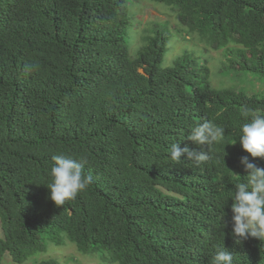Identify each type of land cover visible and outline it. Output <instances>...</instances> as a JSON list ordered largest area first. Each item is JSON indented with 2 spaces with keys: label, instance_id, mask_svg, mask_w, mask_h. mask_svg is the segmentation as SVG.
I'll return each instance as SVG.
<instances>
[{
  "label": "trees",
  "instance_id": "obj_1",
  "mask_svg": "<svg viewBox=\"0 0 264 264\" xmlns=\"http://www.w3.org/2000/svg\"><path fill=\"white\" fill-rule=\"evenodd\" d=\"M127 1L0 0V264L66 239L104 264H211L224 247L233 264H264V241L230 235L241 157L264 168L238 142L264 89L213 87L187 55L161 68L159 30L129 57ZM154 1L223 49L227 69L264 80V0ZM204 120L225 128L213 159L171 160L174 143L206 150L187 139ZM60 153L86 158L93 182L57 207L47 186Z\"/></svg>",
  "mask_w": 264,
  "mask_h": 264
},
{
  "label": "clouds",
  "instance_id": "obj_2",
  "mask_svg": "<svg viewBox=\"0 0 264 264\" xmlns=\"http://www.w3.org/2000/svg\"><path fill=\"white\" fill-rule=\"evenodd\" d=\"M245 121L240 125L238 142L242 149L253 158L264 159V114L250 108L242 109ZM225 137V128L210 120L191 127L187 139L206 150L196 151L187 146L180 148L174 143L170 149V158L179 162L186 154L188 160L197 166L213 159L209 147L220 144ZM50 168L51 182L48 184L49 199L58 207L66 201L75 200L93 182L91 175L84 174L86 158H76L60 153L52 156ZM246 175L234 185L230 194L232 212V231L230 235L235 243L240 244L249 237L264 241V168L249 162V157L240 160ZM240 176L239 174H236ZM211 264H233V253L227 248L217 250Z\"/></svg>",
  "mask_w": 264,
  "mask_h": 264
},
{
  "label": "rangeland",
  "instance_id": "obj_3",
  "mask_svg": "<svg viewBox=\"0 0 264 264\" xmlns=\"http://www.w3.org/2000/svg\"><path fill=\"white\" fill-rule=\"evenodd\" d=\"M125 6L128 18L124 38L129 57L137 56L139 48L145 43V36L159 30L166 36L161 68L171 66L180 56L187 55L207 67L208 79L213 87L237 89L244 86L248 92L264 89V80L257 81L233 68L227 69L223 49H213L195 30L181 24L176 19L174 5L154 0H129ZM43 242L45 245V240ZM97 254L81 253L67 239L60 245L46 241L45 251L35 252L20 263L13 262L9 253L4 252L1 264H34L41 259H54L59 264H104Z\"/></svg>",
  "mask_w": 264,
  "mask_h": 264
}]
</instances>
